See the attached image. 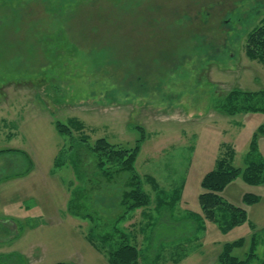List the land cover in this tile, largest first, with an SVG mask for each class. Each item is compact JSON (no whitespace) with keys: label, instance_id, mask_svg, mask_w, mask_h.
<instances>
[{"label":"rangeland","instance_id":"obj_1","mask_svg":"<svg viewBox=\"0 0 264 264\" xmlns=\"http://www.w3.org/2000/svg\"><path fill=\"white\" fill-rule=\"evenodd\" d=\"M263 20L264 0H0V151L30 161L0 156V255L19 254L24 264H108L84 238L89 223L66 212L81 185L75 149L54 166L63 146L81 137L73 132L69 142L53 123L74 119L90 146L104 138L133 149L143 130L134 166L141 180L157 183V191L143 183L151 198L143 212L158 224L147 226L151 216L135 211V227L119 225L139 264H173L176 255L185 256L178 264H216L222 247L238 240L232 256L243 260L253 233L264 231V184L239 176L224 188L222 200L246 212L244 223L224 232L203 219L198 196L227 147L232 165L244 169L264 121L213 107L231 89L264 91V67L244 50ZM255 143L264 157V136ZM120 191L119 183L101 185L93 196L99 216L120 215ZM246 194L259 200L246 204ZM158 198L172 211L157 207ZM256 255L263 260L264 247Z\"/></svg>","mask_w":264,"mask_h":264},{"label":"trees","instance_id":"obj_2","mask_svg":"<svg viewBox=\"0 0 264 264\" xmlns=\"http://www.w3.org/2000/svg\"><path fill=\"white\" fill-rule=\"evenodd\" d=\"M244 50L250 61L257 62L264 67V20L247 34ZM213 107L214 111L226 117L254 113L264 115V91L250 93L240 89H231L225 96L216 100ZM53 124L57 134L64 139L68 138L69 142L73 132H77L81 137L76 146L73 144L67 148L63 146L54 164L55 167H59L60 163H64L62 156L68 154L69 150L75 149L70 153L72 155L70 159L81 185L71 191L66 206L67 214L89 223L84 238L97 253L105 257L108 264H139V250L131 243L130 235L119 225L130 221L135 211L142 210L143 212L151 205V198L143 190V183L148 184L153 191L158 190L157 183L152 177L147 176L141 180L135 172L134 163L141 144L145 140L143 130L137 128L140 139L133 149H123L121 146L110 144L104 138L97 139L90 146L82 134L83 125L74 119H71L68 125ZM257 136H264V121L252 136L249 151L244 158L243 170L232 165L234 151L227 147L223 155L216 160L214 168L207 172L200 182L202 193L198 196V204L201 216L204 220L217 225L223 232L246 221L244 209L222 200L220 193L224 188L239 176L249 186L264 184V157L257 152L255 143ZM12 152L20 154L30 163L26 155L18 151H0V156ZM87 156L92 161L91 166L86 162ZM88 180L100 181L93 183ZM115 183L121 185L117 202L121 213L117 218L107 220L99 216L93 204V196L98 194V189L102 184L109 186ZM258 200L259 198L253 195L244 196L246 204H252ZM165 203L162 198H158L156 206L160 205L161 209L172 211L171 206L163 207ZM201 216L193 214V217H199V220H202ZM242 245V240L224 245L216 264H252L258 260L256 250L259 246L264 247V231L261 234L253 233L248 253L243 260H240L232 256V251ZM184 259L185 256L176 255L171 258V263L178 264ZM0 264H24V261L22 256L14 253L0 255ZM259 264H264V259L260 260Z\"/></svg>","mask_w":264,"mask_h":264},{"label":"crops","instance_id":"obj_3","mask_svg":"<svg viewBox=\"0 0 264 264\" xmlns=\"http://www.w3.org/2000/svg\"><path fill=\"white\" fill-rule=\"evenodd\" d=\"M139 213V215H141V216H143L144 215V217H147V216H151L149 219H148V221L146 222V225L147 226H156L157 224H158V222L156 223V224H154V222L152 221L153 220V216H152V211H151V213H145V212H141V210H137L136 211V213ZM135 213V215L133 216V218L129 221V222H131L133 225L132 226H134V222H135V220H134V218H136L137 217V214ZM156 213V212H155ZM170 213V212H169ZM146 215V216H145ZM157 215H158V213H157ZM166 215V214H165ZM170 215L172 216V213H170ZM196 215H199V214H196ZM129 222H128V224H129ZM164 222H166V220L164 221ZM161 223V222H160ZM159 223V224H160ZM136 226V225H135ZM134 226V227H135ZM133 227V228H134Z\"/></svg>","mask_w":264,"mask_h":264}]
</instances>
